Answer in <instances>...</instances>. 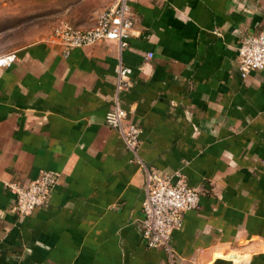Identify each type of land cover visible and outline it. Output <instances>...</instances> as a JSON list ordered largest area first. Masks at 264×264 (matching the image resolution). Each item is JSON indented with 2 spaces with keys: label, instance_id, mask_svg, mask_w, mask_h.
Segmentation results:
<instances>
[{
  "label": "crops",
  "instance_id": "1",
  "mask_svg": "<svg viewBox=\"0 0 264 264\" xmlns=\"http://www.w3.org/2000/svg\"><path fill=\"white\" fill-rule=\"evenodd\" d=\"M113 0H80L68 18L97 23ZM128 46L66 49L52 29L0 57V264H171L143 238L146 167L200 190L172 235L173 264H264V70L237 50L264 24V0H136ZM1 12V11H0ZM61 22V21H60ZM14 46V47H13ZM152 53V56L149 54ZM137 155L105 116L118 81ZM60 173L47 203L14 211L8 182Z\"/></svg>",
  "mask_w": 264,
  "mask_h": 264
},
{
  "label": "built area",
  "instance_id": "2",
  "mask_svg": "<svg viewBox=\"0 0 264 264\" xmlns=\"http://www.w3.org/2000/svg\"><path fill=\"white\" fill-rule=\"evenodd\" d=\"M136 0H113L98 16L97 23L82 28L70 21H61L49 36V40L66 49L93 45L102 40H114L120 48L128 46V38L134 25L133 3ZM241 75L246 77L255 70H264V24L256 34L246 35L237 50ZM14 54L0 57V65H8ZM152 56V53L149 54ZM117 85L112 107L105 116L108 126L121 133L128 149L137 155L140 128L129 121L128 111L120 101V92L128 85L131 69L122 62L116 67ZM145 197L142 203V232L150 247L162 248L173 264V232L183 225L184 213L197 209L201 193L189 184L182 173L164 175L146 167ZM60 173L44 169L28 185L8 182L16 197L14 211L19 217L31 215L44 206L57 185Z\"/></svg>",
  "mask_w": 264,
  "mask_h": 264
},
{
  "label": "rangeland",
  "instance_id": "3",
  "mask_svg": "<svg viewBox=\"0 0 264 264\" xmlns=\"http://www.w3.org/2000/svg\"><path fill=\"white\" fill-rule=\"evenodd\" d=\"M80 0H0V27L2 49L17 46L40 35L41 30L52 29L73 14ZM14 47V46H13Z\"/></svg>",
  "mask_w": 264,
  "mask_h": 264
}]
</instances>
